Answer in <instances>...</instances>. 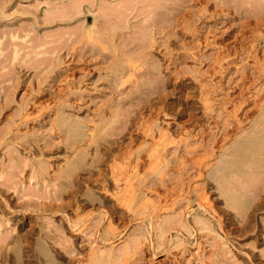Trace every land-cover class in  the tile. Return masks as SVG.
I'll return each instance as SVG.
<instances>
[{"label":"rangeland","instance_id":"374dc122","mask_svg":"<svg viewBox=\"0 0 264 264\" xmlns=\"http://www.w3.org/2000/svg\"><path fill=\"white\" fill-rule=\"evenodd\" d=\"M0 264H264V0H0Z\"/></svg>","mask_w":264,"mask_h":264},{"label":"bare ground","instance_id":"6f19581e","mask_svg":"<svg viewBox=\"0 0 264 264\" xmlns=\"http://www.w3.org/2000/svg\"><path fill=\"white\" fill-rule=\"evenodd\" d=\"M87 68H88V67H87ZM208 95H209V94H208ZM208 95H207V96H208ZM204 96H205V95H204ZM205 100L207 101V99H205ZM205 100H204V103H205ZM208 101H209V100H208ZM207 103H208V102H207ZM204 106H205V105H204ZM206 107H207V106H206ZM141 121H142V120H141ZM141 121H140V122H141ZM238 121H239V120H238ZM237 123H238V122H237ZM140 125H141V123H140ZM228 126H229V125H228ZM226 128H228V127H226ZM153 131H154V130H153ZM218 131H219V130H218ZM227 131H228V130H226L225 132H227ZM202 133H204V132H202ZM160 134H161V133H160ZM227 134H228V132H227ZM223 135H225V134H223ZM165 136H166V134H165ZM161 138H162V137H161ZM223 138H224V137H223ZM227 138H228V137H227ZM219 139H220V138H219ZM219 139H218V140H219ZM222 140H224V139H222ZM222 140H221V141H222ZM215 141H216V140H215ZM219 142H220V141H219ZM159 143H160V142H159ZM157 144H158V143H157ZM152 145H153V144H152ZM153 147H154V146H153ZM155 150H156V149H155ZM149 151H150V150H149ZM149 151H148V152H149ZM159 151H160V150H159ZM150 153H151V151H150ZM123 154H124V153H123ZM154 154H155V153H153V156H154ZM149 156H151V155H149ZM152 159H153V158H152ZM156 159H157V157H155L154 160H156ZM150 161H151V160H150ZM128 162H129V161H128ZM129 164H130V163H129ZM127 165H128V164H127ZM137 165H138V164H137ZM134 166H135V165H134ZM138 166H139V165H138ZM138 166H137V167H138ZM146 167H147V166H146ZM124 168H125V167H124ZM133 168H134V167H133ZM152 168H153V167H152ZM114 169H115V168H114ZM135 169H136V168H135ZM153 169H154V168H153ZM196 169H197V168H196ZM144 170H145V168H144ZM120 172H121V171H120ZM129 172H130V170H129V171H128V170H127V171L124 170V171H122L120 174L116 175L117 179L123 182L124 185H122V186H123L125 189H127L129 186H131L130 181H131V182L133 181V180H132L133 178L131 179V175H130ZM132 172H133V171H132ZM163 172H164V171H163ZM138 173L140 174V172H138ZM138 173H137V175H138ZM134 174H135V173H134ZM163 175H164V174H163ZM114 176H115V175H114ZM114 178H115V177H114ZM134 179H135V178H134ZM115 180H116V179H115ZM139 181H140V180H139ZM116 182H117V181H116ZM147 182H148V181H147ZM133 186H134V185H133ZM124 188H122L121 190H124ZM127 191H128V190H127ZM127 191H126V192H127ZM117 192H118V190H117ZM130 192H131V189H130ZM134 192H135V191H134ZM121 193H122L123 195L125 194L124 192H121ZM121 193H120V194H121ZM131 193H133V192H131ZM131 193H130V194H131ZM135 193H136V192H135ZM135 193H134V194H135ZM117 194H118V193H117ZM117 194H116V195H117ZM120 194H119V195H120ZM128 194H129V192H128ZM126 196H127V194H126ZM128 196H129V195H128ZM119 197H121V196H119ZM123 198H124V197H123ZM129 198H130V197H129ZM124 199H125V198H124ZM122 202H123V201H122ZM127 202H128V201H127Z\"/></svg>","mask_w":264,"mask_h":264}]
</instances>
